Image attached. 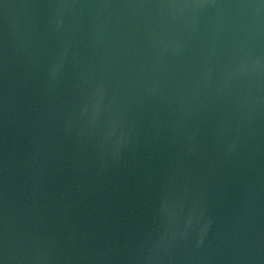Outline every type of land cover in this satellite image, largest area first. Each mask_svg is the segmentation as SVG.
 <instances>
[{
    "label": "water",
    "instance_id": "water-1",
    "mask_svg": "<svg viewBox=\"0 0 264 264\" xmlns=\"http://www.w3.org/2000/svg\"><path fill=\"white\" fill-rule=\"evenodd\" d=\"M0 264H264V0H0Z\"/></svg>",
    "mask_w": 264,
    "mask_h": 264
}]
</instances>
